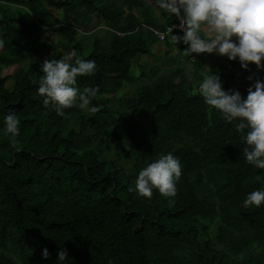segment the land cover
Masks as SVG:
<instances>
[{
	"label": "trees",
	"instance_id": "1",
	"mask_svg": "<svg viewBox=\"0 0 264 264\" xmlns=\"http://www.w3.org/2000/svg\"><path fill=\"white\" fill-rule=\"evenodd\" d=\"M162 10L155 0H0V68L16 65L0 76V264H264V203L243 206L264 187V169L243 156L238 121H225L198 92L204 75L214 72L225 91L246 97L256 79L264 81V68L249 63L244 69L238 58L213 53L207 69L206 57L191 62L193 80L173 61L164 71L154 68L132 94L113 97L135 79L130 69L137 56L160 41L154 31L178 21ZM93 20L103 31L76 38L77 28ZM60 22L72 29L46 59L75 49L95 60L96 73L77 83L80 91L98 87L96 114L78 104L63 116L45 108L37 92L43 61L19 65L31 49L40 50L29 40ZM163 43L175 46L168 36ZM176 46L177 57L187 60V45ZM10 112L20 120L19 153L5 131ZM169 152L182 168L175 197L128 191L140 170ZM61 248L69 257L63 262Z\"/></svg>",
	"mask_w": 264,
	"mask_h": 264
},
{
	"label": "clouds",
	"instance_id": "2",
	"mask_svg": "<svg viewBox=\"0 0 264 264\" xmlns=\"http://www.w3.org/2000/svg\"><path fill=\"white\" fill-rule=\"evenodd\" d=\"M155 3L162 11L178 18L175 24H170L171 27L167 29L170 25L166 26L167 33L163 39L159 38L158 33L166 29L154 32L162 43L168 36L175 46L180 43L187 45L183 52L188 58L181 65L216 53L227 56L229 60L238 58L244 69H248L249 63L255 64L257 69L264 68V0H155ZM176 27L183 35L181 32L180 35L173 34ZM4 47L5 42L0 38V50ZM168 50L166 53H169ZM195 53L206 54L195 55L191 60ZM171 57L177 62L175 56ZM96 71L95 60L80 58L75 49L60 59H45L37 89L38 95L43 98V106H51V110L60 116L65 114L64 109L77 104L80 109L96 114L101 106L93 105L92 101L97 97L98 87L86 86L80 91L77 83L78 77L91 76ZM247 79L252 80L253 77ZM198 92L207 105L223 114L225 121H238L236 131L241 133L247 145L243 148V156L250 165L264 169V81L256 79L247 88L246 97H242L238 90L225 91L220 76L208 72L199 84ZM19 125L20 120L15 113L10 112L5 116V131L11 147L17 153L23 150ZM124 148H130L128 142L124 143ZM181 175L179 157L169 152L140 170L134 188L130 187L128 191H136L139 196L151 199L153 189H156L163 197L172 198L177 194L176 184ZM171 202L174 203V200ZM262 203L264 187L249 193L243 206L259 207ZM48 257L49 252L45 247L42 258ZM68 258L67 249L61 248L57 253L58 261L63 262Z\"/></svg>",
	"mask_w": 264,
	"mask_h": 264
},
{
	"label": "rangeland",
	"instance_id": "3",
	"mask_svg": "<svg viewBox=\"0 0 264 264\" xmlns=\"http://www.w3.org/2000/svg\"><path fill=\"white\" fill-rule=\"evenodd\" d=\"M51 11H53L55 15H58L61 17L60 15L61 10L51 9ZM154 11L157 12V17L160 20H163V16L161 12H159L157 9H154ZM96 23L97 22L93 20L92 24L89 27H84L81 29L77 28V31L75 33L76 38L86 40V38H83L82 36L83 33H89V32H92L93 30L103 31V29L97 26L98 23L97 24ZM71 29H72L71 26H66L63 22H60L59 24H57L56 26L52 28H43L42 31L38 33L37 36L34 37L33 40H29L30 47L36 48L40 46L39 52H37V49H31L30 52L24 58H22L19 65L27 67L32 61H44L48 56L51 55L54 49L61 47V42L63 38H65V35ZM97 33L99 34V31L96 32V34ZM92 37L93 36L87 37V39L89 40L88 43L87 41L84 42L88 47L91 44ZM150 48H151L152 53L150 52L147 55L137 56L141 58V60L139 61V58H138V60L132 64L131 69H130V71L132 72V76L134 74L135 79L130 84H127V85L124 84V86L120 89V91H118L116 94L113 95L114 99H116L117 97H123L129 94H132L137 85H141L149 80L150 72L154 68H157L160 71H164L168 69L170 65L173 63V60H171L170 58V52L166 53L167 47L162 43V41H158L155 44L152 43L150 45ZM69 51L70 50H66L67 53ZM209 59L212 60L211 57L206 58V60H209ZM206 60L204 61L203 70L207 69ZM137 62L139 65L136 66ZM184 65H185L186 73L189 75L190 79L193 80L194 79V76H193L194 66H192V63H189V62L185 63ZM2 66L3 67L0 68V76H5V75L9 76L10 74H12V72L16 68L15 64L8 65V66L2 65ZM143 68L145 71V75L144 77H141L140 76L141 74L139 75V70ZM5 85L8 89H10L12 86V80L8 78L6 80ZM114 152H116V147L113 148V150H110L109 152V155L111 154L112 158L116 157V154Z\"/></svg>",
	"mask_w": 264,
	"mask_h": 264
},
{
	"label": "crops",
	"instance_id": "4",
	"mask_svg": "<svg viewBox=\"0 0 264 264\" xmlns=\"http://www.w3.org/2000/svg\"><path fill=\"white\" fill-rule=\"evenodd\" d=\"M156 13V15H157V12H155ZM177 50H178V47L177 46H173L172 48H170L168 51L170 52V55L171 56H174L175 55V57H176V59H177V62L179 63V64H182L184 61H185V57H184V55L182 54V55H178V57H177ZM152 53V52H151ZM143 59V58H142ZM141 60V58H139V61ZM144 60H145V58H144ZM209 60H207V62H208ZM137 66V65H136Z\"/></svg>",
	"mask_w": 264,
	"mask_h": 264
},
{
	"label": "built area",
	"instance_id": "5",
	"mask_svg": "<svg viewBox=\"0 0 264 264\" xmlns=\"http://www.w3.org/2000/svg\"><path fill=\"white\" fill-rule=\"evenodd\" d=\"M177 26L179 25V22L176 24ZM172 25H170V26H168L167 27V29L169 28V27H171ZM167 29H166V31H164V32H159L158 33V36H159V38L160 39H163L164 38V36L166 35V33H167ZM175 29V28H174ZM176 29H178L180 32H181V35H183V32L179 29V27H176ZM204 54H206V53H200V54H194L192 57H191V60H193L194 59V57H195V55H204Z\"/></svg>",
	"mask_w": 264,
	"mask_h": 264
}]
</instances>
